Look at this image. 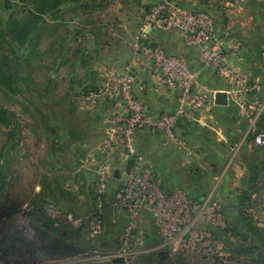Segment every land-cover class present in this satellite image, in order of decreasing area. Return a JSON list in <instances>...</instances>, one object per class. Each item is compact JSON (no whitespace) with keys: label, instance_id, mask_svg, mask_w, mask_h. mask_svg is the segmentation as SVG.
Instances as JSON below:
<instances>
[{"label":"rangeland","instance_id":"rangeland-1","mask_svg":"<svg viewBox=\"0 0 264 264\" xmlns=\"http://www.w3.org/2000/svg\"><path fill=\"white\" fill-rule=\"evenodd\" d=\"M235 2L231 0L229 6ZM248 4L249 0H245L238 14L226 18L234 23L231 35L238 41L246 36L238 20ZM70 5L66 0H0V264H74L69 260L77 258H81L75 262L79 264H112L116 253H129V249L141 247L137 238H131L127 246L121 245L122 235L115 236L117 224L105 223L106 212L99 208L98 195L90 184L83 183L85 175L75 171L76 159L83 154L90 157L98 151L95 159L99 154L110 156L105 138L111 136V130L103 125L98 130V134L102 133L100 142L88 152L75 146L84 131L80 126L91 117L81 109L87 106L82 103L89 102V98L72 96L68 100L73 84L72 66L56 62H65L66 58L72 62L75 57L77 49L72 54L65 51L64 40L70 36L69 31H79L84 20L90 24L101 22V17L95 14L87 17L79 7L67 10ZM248 14L251 29L246 39L261 46L264 55V1H252ZM124 78L117 77L119 88L126 84L120 82ZM109 86L113 88L112 84ZM139 87L138 83L134 87L132 83L138 92L135 94L133 90L134 97L151 114L147 109L153 110V104L148 105L150 100L140 95ZM105 101H111L112 107L103 121L123 111L125 106V98L121 96H109ZM260 124L264 126V118ZM146 133L163 139L160 133L148 129L139 130L136 138L139 140ZM180 139L186 144L185 137L180 135ZM143 144L142 150L146 152V143ZM107 190L106 187L103 200L111 201L118 190ZM98 215L106 226L95 234L94 218ZM218 216L213 219H208L207 214L203 216L199 251L170 250L162 264H264V225L255 223L254 218L247 223L236 218L239 221L236 225L232 221L217 224L214 235L211 226ZM6 227L15 233L22 229V238L15 240L14 251L1 248ZM52 228H57V233L65 232L68 240H73L71 250L65 249L63 240L54 242L48 233ZM144 231L139 229L137 235ZM154 259L141 258L131 264H155Z\"/></svg>","mask_w":264,"mask_h":264},{"label":"crops","instance_id":"crops-1","mask_svg":"<svg viewBox=\"0 0 264 264\" xmlns=\"http://www.w3.org/2000/svg\"><path fill=\"white\" fill-rule=\"evenodd\" d=\"M166 1L66 0L71 4L67 10L79 7L87 17L88 14L101 17V22L90 24L89 20H84L79 31L75 33L69 31L70 36L68 35L64 40L65 51H70L72 54L77 49L74 53L75 57H72V62L70 58H66L65 62H60L61 60L56 62V65L70 63L72 66L71 83L73 84L68 100L70 101L72 96L89 98V102L82 103L88 107L81 106V109L88 111L91 117L80 126L84 131L75 146L88 152L91 146L100 142L102 133L98 134V130L102 129V118L111 111L109 108L112 107V102L105 101V98L114 96L119 91L117 77L125 76L133 83V87L139 84L142 89L140 95L145 96L147 101L150 100L147 102L148 105L151 102L150 107L153 104V110L147 109L154 113L151 115L175 112L177 93L157 88L159 78L153 60L148 54L136 52L133 48L134 38L143 35L154 47H158L168 55L180 57L192 70L199 72L198 83L213 93L214 106L209 114L203 116L205 126L198 122H184L181 125L179 135L187 139L186 146L171 145L165 148L160 137L157 139L147 136V133L141 134L139 140L136 138V157L142 160L143 166L152 172L159 184L168 192L180 194L194 203L206 202L210 207L213 203H220L222 212L218 220H213L211 226L214 235L217 224L232 221L236 225L239 222L236 218L242 223L254 218L255 223L264 225V147L256 148L252 141L245 137L248 128L246 119L238 116L237 106L228 96L224 82L214 70L201 64L198 48L191 46L187 37L178 31L156 30L147 25L146 20L151 9ZM252 1L254 3L262 0H249V4H252ZM229 2L231 0H178L176 4L187 12L202 11L211 14L215 33L224 41L230 64L238 71L251 75L252 79L260 84L264 96V55L260 52L261 46L257 47L246 39L251 29L249 4L243 8L238 20L239 27L246 36L238 41L231 35L234 23L226 20L230 17L227 8ZM107 3L109 5H106ZM78 80L80 81L76 84ZM110 84L113 88L109 86ZM134 93L138 94L137 89ZM221 93L227 96L226 105L216 103V97ZM90 98L95 100L92 101ZM260 126L264 127L261 124ZM143 142L146 143V152L142 150ZM98 156L97 159L90 160L89 155L83 154L81 158L76 159L78 162L75 171L85 175L83 183L86 186L90 184L91 189L97 194L99 183L95 178H98L96 174L98 166L111 159L113 176L108 181L107 191L119 190L118 187H121L127 179V169L133 160L126 163L119 157L113 159L102 154ZM105 196L106 193L102 198L97 197L99 208L106 212L105 223L117 224L115 236L122 235L127 226V215L116 207V196L112 198V202L103 200ZM141 221L139 229L145 231L137 235L138 230L135 236L142 240V245L138 248L139 252L121 258L115 255L112 264H131L146 257L155 258V264H162L163 261H167L165 254L170 250L178 253L173 246L164 245V238L151 215L142 216ZM4 230L6 232L1 248L14 251L15 240L18 242L20 239L22 229L16 233L12 232L10 227ZM48 233L54 237V242L65 241L67 245L65 249L72 247L73 240H68L69 236L65 232L57 233V228H52ZM113 239L109 238L110 241ZM80 260L81 258H77L69 261L79 264L75 262Z\"/></svg>","mask_w":264,"mask_h":264},{"label":"built area","instance_id":"built-area-1","mask_svg":"<svg viewBox=\"0 0 264 264\" xmlns=\"http://www.w3.org/2000/svg\"><path fill=\"white\" fill-rule=\"evenodd\" d=\"M177 1L167 0L154 6L146 20L147 25L156 30L178 31L187 37L191 46L198 48L201 64L215 71L237 106L238 116L246 119L248 128L245 137L256 148H263L264 128L260 126L264 116L263 89L251 75L238 71L230 64L224 41L215 33L211 14L184 11L176 4ZM244 2L236 0L234 4L231 3L229 16L236 15ZM133 48L136 52L150 56L158 71L159 88L176 92L178 100L174 113L153 116L135 99L132 82L126 78L120 79L126 84L121 85L115 96L125 98L123 111L103 121V125L111 130V136L105 138V148L111 152L109 157L118 156L126 163L133 160L127 169V179L116 194V207L124 211L128 219L121 236L124 243L121 245L127 246L130 239L135 238L142 216L151 215L164 238V245L173 246L178 252H196L202 247L203 216L207 214L208 219L216 218L222 212V205L216 202L210 207L206 202L194 203L164 189L152 172L143 166L142 160L136 157V133L141 129L160 133L165 148L171 145L186 146L179 135L181 125L184 122H198L205 126L203 116L212 111L214 96L210 90L199 85V72L192 70L180 57L168 55L154 47L143 35L134 38ZM95 156L94 152L90 154L91 159ZM112 167L111 159L98 166V198L106 193ZM69 219L72 220L71 217ZM94 219V233L100 234L105 226L104 220L99 215ZM138 243L142 245V240L139 239ZM138 248L135 246L133 250L129 249V253L120 251L115 255L121 258L137 254Z\"/></svg>","mask_w":264,"mask_h":264},{"label":"water","instance_id":"water-1","mask_svg":"<svg viewBox=\"0 0 264 264\" xmlns=\"http://www.w3.org/2000/svg\"><path fill=\"white\" fill-rule=\"evenodd\" d=\"M216 103L219 105H226L227 104V96L224 93L217 95Z\"/></svg>","mask_w":264,"mask_h":264},{"label":"trees","instance_id":"trees-1","mask_svg":"<svg viewBox=\"0 0 264 264\" xmlns=\"http://www.w3.org/2000/svg\"><path fill=\"white\" fill-rule=\"evenodd\" d=\"M62 1V0H61ZM264 128V127H263ZM57 242V241H56ZM62 246V245H61ZM68 250H70V247L67 248Z\"/></svg>","mask_w":264,"mask_h":264},{"label":"flooded vegetation","instance_id":"flooded-vegetation-1","mask_svg":"<svg viewBox=\"0 0 264 264\" xmlns=\"http://www.w3.org/2000/svg\"><path fill=\"white\" fill-rule=\"evenodd\" d=\"M19 238H22V235H19Z\"/></svg>","mask_w":264,"mask_h":264}]
</instances>
